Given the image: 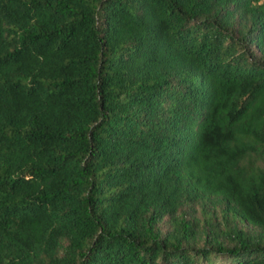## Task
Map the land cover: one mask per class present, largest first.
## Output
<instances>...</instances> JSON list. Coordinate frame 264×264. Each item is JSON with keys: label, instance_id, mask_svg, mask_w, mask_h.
<instances>
[{"label": "trees", "instance_id": "16d2710c", "mask_svg": "<svg viewBox=\"0 0 264 264\" xmlns=\"http://www.w3.org/2000/svg\"><path fill=\"white\" fill-rule=\"evenodd\" d=\"M0 264H264V0H0Z\"/></svg>", "mask_w": 264, "mask_h": 264}]
</instances>
